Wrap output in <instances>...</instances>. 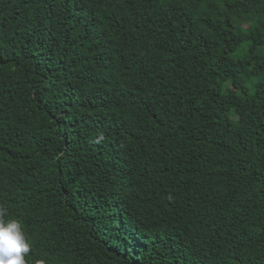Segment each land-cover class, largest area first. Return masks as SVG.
<instances>
[{
    "label": "trees",
    "instance_id": "trees-1",
    "mask_svg": "<svg viewBox=\"0 0 264 264\" xmlns=\"http://www.w3.org/2000/svg\"><path fill=\"white\" fill-rule=\"evenodd\" d=\"M0 206L25 264H264V0H0Z\"/></svg>",
    "mask_w": 264,
    "mask_h": 264
},
{
    "label": "clouds",
    "instance_id": "clouds-1",
    "mask_svg": "<svg viewBox=\"0 0 264 264\" xmlns=\"http://www.w3.org/2000/svg\"><path fill=\"white\" fill-rule=\"evenodd\" d=\"M6 209L0 206V264H25L30 251L19 220L5 221Z\"/></svg>",
    "mask_w": 264,
    "mask_h": 264
}]
</instances>
